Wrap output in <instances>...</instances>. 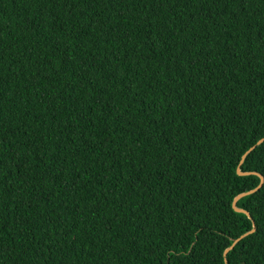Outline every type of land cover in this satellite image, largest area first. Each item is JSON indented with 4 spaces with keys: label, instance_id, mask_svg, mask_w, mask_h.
<instances>
[{
    "label": "trees",
    "instance_id": "16d2710c",
    "mask_svg": "<svg viewBox=\"0 0 264 264\" xmlns=\"http://www.w3.org/2000/svg\"><path fill=\"white\" fill-rule=\"evenodd\" d=\"M262 139L264 0H0V264H264Z\"/></svg>",
    "mask_w": 264,
    "mask_h": 264
},
{
    "label": "water",
    "instance_id": "95a60500",
    "mask_svg": "<svg viewBox=\"0 0 264 264\" xmlns=\"http://www.w3.org/2000/svg\"><path fill=\"white\" fill-rule=\"evenodd\" d=\"M263 140H264V139L260 140L259 143H262ZM259 143H258V144H259ZM246 155H247V154H246ZM246 155H244V157H245ZM262 180H263V179H262ZM240 197H241V196H240ZM235 203H236V201H235ZM235 209L238 210V211H242V210H239L238 208H235ZM246 213H247V212H246ZM247 214H248V213H247ZM254 230H255V229H254ZM245 236H246V235L242 236L241 238H243V237H245ZM241 238H240V239H241ZM238 241H239V239H238L236 242H238Z\"/></svg>",
    "mask_w": 264,
    "mask_h": 264
}]
</instances>
